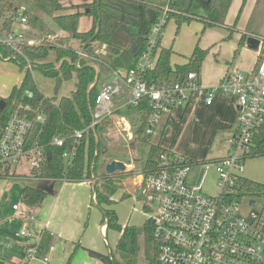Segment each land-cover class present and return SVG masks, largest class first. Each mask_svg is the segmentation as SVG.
<instances>
[{"label": "trees", "instance_id": "trees-1", "mask_svg": "<svg viewBox=\"0 0 264 264\" xmlns=\"http://www.w3.org/2000/svg\"><path fill=\"white\" fill-rule=\"evenodd\" d=\"M15 1L18 4H15ZM67 1L73 0H0V25L5 28L9 29L12 26L13 17L20 12L27 16L31 29L39 32L38 34L54 35L55 32L46 21L51 20V23L68 38L78 40L81 43V49L87 41L105 44L107 48L106 54L99 55L93 51L92 43L87 45L84 48L86 57L80 60L79 68L73 65L78 58V53L64 46L59 38H56V43L52 46L25 48L23 53L31 64L36 66L44 77L54 81L52 97H46L38 90L31 73L24 69L23 57L8 60L15 62L20 71H24V75L20 85L14 87L9 96L4 99L6 104L0 111V136L7 118L13 111L26 114L33 120L26 137L27 148L37 145L43 157L42 164L29 171V175L39 181L40 185L37 187L25 185L21 196L22 203L27 208L39 206L50 193L47 189L50 184L90 181L93 176L95 179L93 204L101 209V224H105L106 232L113 231L117 234L116 246L112 253L113 264H136L140 233L145 259L149 264H160L153 228L148 219L141 228L121 226L114 211L102 208L111 207L115 203L113 197L117 191L111 175L99 171L101 156L105 154L101 132L108 125L107 120L95 126L93 130L89 129L81 139L75 140L73 136L75 131L82 130L91 123L94 100L99 91L100 72L137 68L139 60L148 51L151 28L167 2L166 0H91L90 3L80 6H63L62 3ZM232 1L170 0L166 23L162 28H165L169 20H173L177 34L180 26L190 23L194 17H198L197 21L202 23V32L209 28L225 26L226 15ZM25 2L30 3L32 13L19 9L18 5ZM246 2L247 0H242L239 14ZM150 11L153 12L152 20L149 18ZM199 11H202V14H199ZM82 16L90 17L92 20L91 29L84 33L77 30L78 21ZM97 27L98 31L95 34ZM262 27H264V0H256L246 25V32L249 36H259ZM117 30L124 34L126 42L112 41ZM247 37V35L242 36L241 42L243 43ZM160 41L158 40L152 49L156 59L153 70L146 75L149 84L182 83L189 72H195L199 78L207 50L201 49L197 42L186 64L172 68L170 65L172 50L163 48ZM0 52L4 57L13 56V52L5 47L0 48ZM50 52L55 54V59L52 61L49 60ZM66 59H69L72 64ZM92 65L98 67V73ZM73 78L75 79L74 90L70 95L57 97L62 84ZM117 113L123 114L131 127V142H142L148 145V152L141 165V174L146 177L158 169L161 155H173L170 150L160 146L158 138L145 134V127L151 113L149 99L144 98L136 107H126ZM38 114L44 117L43 123L35 122L34 118ZM54 139H62L63 146L57 147L53 144ZM252 145L247 158L264 156V122L255 128ZM64 153L69 155V160H65ZM8 177L18 179L22 176L13 170L11 173H0L1 179ZM237 191L238 195L230 197L229 200L264 195V184L239 178ZM121 198L124 199L126 196L122 195ZM143 210L147 215L150 212L146 204L143 205ZM149 244L152 245V258L147 248Z\"/></svg>", "mask_w": 264, "mask_h": 264}, {"label": "built area", "instance_id": "built-area-1", "mask_svg": "<svg viewBox=\"0 0 264 264\" xmlns=\"http://www.w3.org/2000/svg\"><path fill=\"white\" fill-rule=\"evenodd\" d=\"M169 1L151 28L148 51L139 60L137 68L122 73L120 70L111 71L113 80L101 85L94 100L90 125L75 131L73 138L81 139L89 129L93 130L115 115V100L122 94L123 87L127 88L129 96L123 100L122 108L136 107L142 99H149L151 113L145 134L152 137L157 136L165 115L177 108H186L201 92L206 94L207 105L211 104L217 93L234 97L237 117L230 149L218 160L199 164L205 170L214 167L218 193L207 195L200 187L191 186L188 178L192 163L179 156L163 154L158 169L144 177L143 183L150 202L147 205L150 211L148 220L153 228L160 264H264V208L258 213L239 216V198L229 200L238 195L237 181L242 178L244 160L253 146L254 130L264 118V61L259 62L249 73L236 68L227 69L216 87H203L195 72H189L182 83L149 84L146 75L153 70L156 59L152 49L162 37ZM11 25L9 29L0 25V48L5 47L13 52L12 57H4L0 52L3 60L23 57L29 62L23 53L25 48L47 47L56 43V35L34 34L27 16L20 12L15 14ZM84 57L85 54L79 52L74 67L79 68V62ZM66 60L71 63L69 59ZM30 64L25 63L24 69L32 73ZM92 66L97 72V66ZM34 120L43 123L44 117L38 114ZM32 124L33 120L17 111L7 118L0 136L1 174L11 173L23 160L30 170L42 164L40 148L37 145L27 148L26 145L27 133ZM53 144L61 147L64 141L54 139ZM63 157L69 160L67 153ZM92 201H95L94 193ZM248 206L254 207L255 201L250 198ZM16 237L34 241L32 246L25 249L21 264L49 262L48 255L54 251V246L50 245L47 248L48 255H45L40 240L27 230L19 231Z\"/></svg>", "mask_w": 264, "mask_h": 264}, {"label": "crops", "instance_id": "crops-1", "mask_svg": "<svg viewBox=\"0 0 264 264\" xmlns=\"http://www.w3.org/2000/svg\"><path fill=\"white\" fill-rule=\"evenodd\" d=\"M255 1L256 0H247L240 14H239V10L241 7L242 0L232 1V4L226 15L225 26L218 28L216 27V29L221 30L224 33L221 34L219 37H217V38L221 37V40H219L217 43H213L211 47L207 48L208 53L209 51L216 49L215 50L216 52L215 56H216L219 54L218 50L222 48L223 43L229 41L231 48L233 49L231 61L229 63L225 62L224 64H220V62H218L217 59L216 63H218V65L215 66L214 68L215 71H213L212 73H210L209 71L204 72V81L201 74L199 73V81L201 85L202 83H205L207 85L215 84V83L220 84L224 74L229 68H236L244 73H249L256 68L259 62L264 61L262 59L263 52H261V44L256 51H253L247 48L246 40L243 43L241 42L242 36L244 35L249 36V33L246 32V25L254 8ZM90 2L91 0H73L69 2L68 1L63 2L62 5L66 7L80 6V5L88 4ZM18 6L20 10H26L32 13V10L24 7L23 4H19ZM80 12L83 11L80 10ZM199 14H202V11H199ZM82 17H80L77 26V30L80 33L87 32L92 27V20L90 17H88L90 20L89 26L85 29L79 28L80 20L82 19ZM237 17L239 18L237 19ZM46 21L49 24V26H52L55 29L54 30L51 27L55 32L54 35H56V37L62 41L64 46L71 48L77 53L81 52L82 50L81 43L78 40L68 38L65 33L61 32L54 25L51 24V20L49 21L46 20ZM232 26L234 27V29H232ZM209 29H214V28H209ZM206 30H204L203 32L201 31L200 32L201 35ZM33 33L37 35L39 32L33 30ZM59 33L63 34L62 38L59 37ZM217 35L219 34L217 33ZM262 35H264V27L261 28V32L259 36ZM200 39L201 37L199 36L197 40L198 43L200 42ZM160 42L163 48H170L172 50V54L170 57V65L172 68L186 64L188 58L191 56L194 47L197 43V42L195 43L191 53H189L190 55L189 54L185 55L173 51L172 48L173 43L169 47L165 45V43H163L162 39ZM200 48L205 50L202 47ZM92 49L94 52H96V54L99 55L106 54L107 51L106 45L98 42L92 43ZM49 54H50L49 60L51 61L54 60L55 54L53 52H50ZM61 62L59 64H61ZM1 67H2L1 74L6 75L8 73L6 72V68H7L6 64H1ZM116 70H120L121 73L124 71V69H116ZM21 72H22L21 79L17 81V84H15L13 88L20 85L24 75V71ZM72 80H74L75 83V79L73 78ZM112 80L113 77L111 71L103 72V73L100 72L99 88L101 87L102 84L109 83ZM8 90H9V86H5L4 93L1 92L0 94V100H4L9 96L10 92ZM73 90H71L70 93ZM69 95H60L57 97L69 96ZM52 96H46V97H52ZM128 96H129V92L127 88L123 87L122 94L116 98V102L114 104L115 115L111 118L114 120L113 123L116 126L122 124L124 126L123 130L125 131L130 130L131 127L127 122V120L125 119L124 115L117 112L119 111L121 112L124 109L122 108L123 107L122 102L124 99H127ZM205 98H206L205 92H201L194 98V100L189 106H187L186 108H177L173 110L170 114L165 115L162 118L160 126L158 128V134L157 136H155L156 138L159 139L160 146L162 148L166 150H170L174 156H178L179 154H177L173 150L172 144L176 136L181 137V134L187 125L194 123L195 126H198L197 131L202 134L203 136L202 140L203 142H206L205 145L207 148L209 144H212L215 141V138L217 136L222 135L221 140H223L227 136H230L228 142L226 143L227 145L224 147L220 155L211 156L209 160H203L202 162L218 160L227 154L228 150L230 149V142L236 124V117H237L236 99L234 97H228L222 95L221 93H217L213 97L211 104L207 105L205 102ZM262 122H264V118ZM130 132L127 133L130 134ZM165 134L166 137H164ZM102 136H105V134H103ZM167 137L169 138L168 142L166 141ZM130 144H133L134 146L136 143L131 142ZM111 161L121 162L119 159H116V157L105 159L102 158L101 156V160H100L101 165L99 171L105 174L104 166ZM134 161H136V159H134L133 162ZM188 161L192 163V167L195 165L198 166L200 163H202L192 160H188ZM123 164L125 165V171L114 172L110 174L112 180H114L115 185H116V175L117 177L121 178L122 176H124L122 175V173H126V168L132 169L133 167L130 163L128 164L123 163ZM28 170L30 171L29 168ZM243 172H244V168H243ZM243 172L241 173V177L246 178L243 176ZM19 175L23 176V174H19ZM248 180L264 184V182H259L253 179H248ZM18 181H22L25 183ZM94 181L95 179L92 176L90 181H84L78 183L57 182L50 184V186H47V189L50 190L49 191L50 193L48 194L46 199L39 206L27 208L25 207V205L22 203L21 200L23 187L25 185L37 186L36 185L37 183L38 185H40L39 181L33 179L32 177H26V176H23L18 179L16 177L15 178L8 177L5 179L0 178V264H21V262L24 259L25 249L34 244V241L32 240L30 241L16 237V233H18L21 230H27L36 239L40 240L45 255H48L46 249L50 245L54 246L55 248L54 251L48 255L49 262L47 264H69V261L74 255L78 256V260L82 262V264H95L94 261L97 262V264H101L99 261L93 259L92 261H90V258L88 257L84 249H89L103 255H108L113 261L112 253L114 252L116 246L117 237H116V233L113 231L106 232L105 224H101L102 213H101L100 223L98 226V232L104 246L106 247L105 251L101 249V244L99 240H92L91 233L90 234L86 233V229H85L88 225V222H85V218L86 216L88 218L92 213L93 207H96L93 204L94 202L92 201ZM188 182L191 186L200 187L193 180H190L189 178H188ZM201 187L200 189L202 191ZM207 195H212V194H207ZM113 200L115 202L114 204H116L115 197H113ZM14 206H16L17 208L13 209ZM114 206L115 205H113L112 207H102V208L107 210H112L115 212V209H113ZM144 214H145V220H147L148 215L146 214L145 211ZM31 217H33V219H31ZM109 233H113L115 235V243L113 247L110 246L107 240ZM32 264H43V263L34 262Z\"/></svg>", "mask_w": 264, "mask_h": 264}, {"label": "rangeland", "instance_id": "rangeland-1", "mask_svg": "<svg viewBox=\"0 0 264 264\" xmlns=\"http://www.w3.org/2000/svg\"><path fill=\"white\" fill-rule=\"evenodd\" d=\"M167 1L168 0H166V2ZM15 4H18V2L15 1ZM23 6L32 10L29 2H25ZM197 19L198 17H194L193 21H191L190 23L182 24L177 35L175 22L173 20H169L162 31L161 39L163 43H165V45L169 47L173 43V51H175L176 53L188 55L189 53H191L199 36L201 37L199 46L204 48L205 50H207L208 47H211L213 43H217L219 40H221V37H217L224 33L216 28L207 29L201 35L200 32L202 30V23L197 21ZM51 24L53 25V23ZM89 24V18L84 16L80 20L79 28L85 29L89 26ZM232 29H234L233 26ZM217 33L219 35H217ZM62 36L63 34L59 33V37L62 38ZM252 37L257 38L260 41L261 52H263L262 59L264 60V35ZM125 38L126 37L124 36V34L117 30V32L112 37V41L116 43H122V41L126 42ZM215 50L216 49L209 51L205 61L202 63L200 74L203 78V81L204 72L209 71L210 73H212L213 71H215L214 68L218 65V63H216L217 59L220 64H224L225 62L229 63L231 61L233 49L231 48L229 41L223 43L222 48L218 50L219 54L216 56ZM29 62L25 61L26 64ZM1 64H6L7 66L6 72L8 73L6 75L1 74ZM30 65L33 70L31 73L32 78L38 90L46 96H52L54 93V81L52 79L44 77L42 73L36 68V66H34L33 64ZM21 75L22 72L15 62L6 61L0 58V94L1 92L4 93L5 86H9L8 91L11 92L13 86L17 84V81H19V79H21ZM218 84L219 83L207 85L205 83H202V86L216 87L218 86ZM73 88L74 80L63 83L58 90L57 96L69 95L70 91L73 90ZM113 121V119H108L106 121V124H108L109 126H105L106 128H104L103 132H101V137L104 139L103 144L105 148V154L102 156V158L108 159L111 157H116V159H119L122 163H130L133 166L132 169L126 168V173H122V175L124 176H122L121 178L117 177L116 175L115 186L117 187V191L114 194V197L116 198V204H113L115 205L113 209H115L116 215L118 217V222L121 226L128 225L141 228L145 223L143 205H150V202L147 198L148 191L143 183L144 176L143 174H141V165L143 164L148 152V145L141 142L136 143L134 145V148H130L132 133L130 132V130H123L124 126L122 124L116 126ZM197 128L198 126H195L194 123H191L187 125L183 130L181 137L176 136L172 147L173 150L177 154H179L178 156L183 157L187 160L202 162L203 160H209L211 156L220 155L224 147L227 145L226 143L228 142L230 136H227L223 140H221L222 135L217 136L212 144L207 143L209 144L207 148L205 145L206 142H203V136L200 132L197 131ZM127 132H130V134H128ZM103 134H105V136H102ZM164 137H166V134ZM168 137L166 139L167 142L169 140ZM134 159H136V161L133 162ZM243 167L244 177L257 180L259 182H264V156L245 159ZM28 168L29 166H27L25 160H23L18 166L13 168V171H15L17 174H23V176L31 177L29 175ZM205 169L206 168L203 165L193 166L189 174V179L193 180L200 187L202 186L201 188L204 193L216 195L218 193V189L216 185L217 175L215 173L214 167L212 166L208 170ZM36 185L38 186V183ZM122 195L126 196V198L122 199ZM250 198L255 201V206L251 208L248 206V200ZM262 208H264V195L242 197L238 199L237 214L239 216H246L251 212L258 213ZM100 219L101 210L98 207H93L91 215L88 218L87 216L85 218V222H88V225L85 229L86 233H91L92 240H99L101 249L105 251L106 247L104 246L98 232ZM107 240L110 246L113 247L115 243V235L113 233H109ZM138 241L139 254L136 260V264H149L148 260L145 259L143 254V240L141 233L139 234ZM147 248L150 252L149 256L152 258V245H147ZM90 261H92V259H90ZM94 263L97 264V262L95 261ZM69 264H82V262L78 260L77 255H74L69 261Z\"/></svg>", "mask_w": 264, "mask_h": 264}, {"label": "water", "instance_id": "water-1", "mask_svg": "<svg viewBox=\"0 0 264 264\" xmlns=\"http://www.w3.org/2000/svg\"><path fill=\"white\" fill-rule=\"evenodd\" d=\"M149 18H150V20H152V18H153V12L152 11L149 12ZM97 31H98V27L96 29L95 34L97 33ZM90 43H91V41H87L84 44V46L81 50V53H84V48L87 45H89ZM246 46L248 49L256 51L260 46V41L257 38H254L252 36H248L246 39ZM96 73H98V67H97ZM96 79H97V77H96ZM5 104L6 103L4 100H0V111L4 108ZM133 147H134L133 144H130V148H133ZM123 171H125V165L122 162L111 161L104 166V172L106 175H110L114 172H123ZM252 203L253 202L251 201L250 204H252ZM84 251L87 253V255L90 259L99 261L101 264H113L112 259L108 255H103V254L97 253V252L89 250V249H84Z\"/></svg>", "mask_w": 264, "mask_h": 264}]
</instances>
